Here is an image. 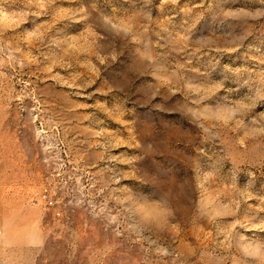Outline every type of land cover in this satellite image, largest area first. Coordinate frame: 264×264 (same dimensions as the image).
Wrapping results in <instances>:
<instances>
[{"label":"rangeland","instance_id":"rangeland-1","mask_svg":"<svg viewBox=\"0 0 264 264\" xmlns=\"http://www.w3.org/2000/svg\"><path fill=\"white\" fill-rule=\"evenodd\" d=\"M0 264H264V0H0Z\"/></svg>","mask_w":264,"mask_h":264},{"label":"built area","instance_id":"built-area-1","mask_svg":"<svg viewBox=\"0 0 264 264\" xmlns=\"http://www.w3.org/2000/svg\"><path fill=\"white\" fill-rule=\"evenodd\" d=\"M48 204H49V207H51L53 203H52V201H50Z\"/></svg>","mask_w":264,"mask_h":264}]
</instances>
